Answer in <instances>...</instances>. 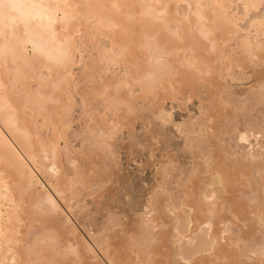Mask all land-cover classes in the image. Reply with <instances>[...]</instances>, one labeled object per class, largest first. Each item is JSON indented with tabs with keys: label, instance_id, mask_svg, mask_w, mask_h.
<instances>
[{
	"label": "bare ground",
	"instance_id": "6f19581e",
	"mask_svg": "<svg viewBox=\"0 0 264 264\" xmlns=\"http://www.w3.org/2000/svg\"><path fill=\"white\" fill-rule=\"evenodd\" d=\"M0 264H264V0H0Z\"/></svg>",
	"mask_w": 264,
	"mask_h": 264
},
{
	"label": "rangeland",
	"instance_id": "374dc122",
	"mask_svg": "<svg viewBox=\"0 0 264 264\" xmlns=\"http://www.w3.org/2000/svg\"><path fill=\"white\" fill-rule=\"evenodd\" d=\"M180 4V3H179ZM179 4H178V8H180V6H181V9H182V7H183V4H180V6H179ZM184 8V7H183ZM76 126V125H75ZM236 202H237V199H236ZM236 227V226H235ZM237 228V227H236ZM236 228H234V230L236 231L237 229ZM239 235H240V237H242V239L243 240H251V239H254L255 237H257V234H256V232H255V230H254V226L252 225V224H250V223H248L247 224V226L245 227V226H243V227H241L240 228V233H239ZM232 248L230 247V249L229 250H231ZM123 251V250H122Z\"/></svg>",
	"mask_w": 264,
	"mask_h": 264
}]
</instances>
